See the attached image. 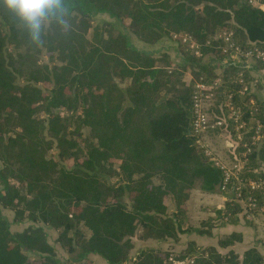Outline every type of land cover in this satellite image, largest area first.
<instances>
[{
  "label": "trees",
  "instance_id": "1",
  "mask_svg": "<svg viewBox=\"0 0 264 264\" xmlns=\"http://www.w3.org/2000/svg\"><path fill=\"white\" fill-rule=\"evenodd\" d=\"M64 7V23L47 22L33 43L0 4V264H92L89 255L108 264H169L170 256L193 255L199 264H264L255 246L239 258L232 248L239 232L219 235L217 247L189 240L180 250L131 254L135 238L173 246L179 235L211 237L214 228L244 217L240 202L227 198L199 225L182 226L193 185L199 181L213 192L223 177L193 132L192 93L195 80L210 84L220 77L217 102L231 93L247 124L244 139L253 133L264 119V99L252 72L264 66L225 62L218 42L206 40L231 29L241 47H264V12L247 0H64ZM100 13L121 29L110 22L92 26ZM128 32L145 45L187 33L216 60L201 63L190 51L186 62L175 64L168 54L137 49ZM43 53L49 62L39 61ZM239 74L256 80L246 96L237 93ZM214 105L215 116L229 122L227 109ZM218 131L236 139L232 123ZM232 152L242 153L241 144ZM258 177L264 179V143L237 171L240 179ZM229 184L240 198L264 200L248 188L237 190L235 180ZM2 209L16 221L52 228L70 257L59 261L41 226L11 232Z\"/></svg>",
  "mask_w": 264,
  "mask_h": 264
},
{
  "label": "built area",
  "instance_id": "2",
  "mask_svg": "<svg viewBox=\"0 0 264 264\" xmlns=\"http://www.w3.org/2000/svg\"><path fill=\"white\" fill-rule=\"evenodd\" d=\"M249 4L257 6L261 11L264 12V0H247ZM172 39L180 40L183 45H185L192 55L197 58L203 56L201 51V44L195 40V38L187 33L172 34ZM218 42L217 48L224 54L225 62H234L246 64L248 67L252 66L256 62H260L264 66V47L258 45H252L250 47L243 48L235 40L234 34L231 29H223L219 31L212 39L206 40L207 45L213 44V42ZM257 79V78H256ZM239 84V89L237 93L240 96H246L256 85V80H246L242 74L236 79ZM221 83V79L216 78L210 84L203 81L202 78L199 79L194 85L192 100H193V120L192 129L194 134L199 136L201 133L208 129H215L220 127H226L227 123L233 124V129L236 134V139L232 140L230 147L233 149L237 144H241L243 152L239 154H233V160L231 166H226L219 162L217 165L222 169L223 177L220 186L218 187L221 192H231L230 182L235 180L237 182L236 189L239 190L240 187L248 188L252 191H256L264 195V179L261 177L255 179H240L237 178V171L247 162L248 155L253 152V150L259 148L264 143V119L263 121H258L256 127H254L253 133L246 136V140L243 137V133L246 128V121L243 120L240 109H238L232 103V94L229 93L225 95L224 102L219 104L220 110L223 108L227 109L229 122L226 121L225 117H214L211 118L207 111V101L212 96L214 90L218 88ZM215 95V93H214ZM249 103L254 111L257 110L255 100L253 98L249 99ZM264 112V106L262 107ZM248 137V139H247ZM255 147V148H254ZM240 192H232L230 200L235 199L240 202L243 213L259 214L264 215V200L259 202L256 197L247 196L245 198H240ZM264 262V256H262ZM169 264H199L194 259L187 258L185 260H175L173 256L169 257Z\"/></svg>",
  "mask_w": 264,
  "mask_h": 264
},
{
  "label": "rangeland",
  "instance_id": "3",
  "mask_svg": "<svg viewBox=\"0 0 264 264\" xmlns=\"http://www.w3.org/2000/svg\"><path fill=\"white\" fill-rule=\"evenodd\" d=\"M105 22L113 23L116 25V27L121 29L119 23L114 18L109 17L105 13L95 14L93 17L92 26L100 25V24H103ZM0 26H2V20L1 19H0ZM91 33H92V30H90L88 32V36H91ZM128 34L130 36V42L133 44V46H135L139 50L142 49V50H145L147 52H152V53L158 54V55L168 54L169 59L172 60V62L175 64H181V63L186 62L188 60L187 52L190 53V51L178 39H172V37L171 38L166 37V38L161 39V42H163L162 44H161V42H156L153 45L143 46L141 44L140 40L137 39L133 34H131L130 32H128ZM38 58H39V61L41 63L49 62V58L44 53L40 54L38 56ZM200 59H201V63H208L212 60H216L215 56L212 55L210 52L204 53L203 56L200 57ZM214 67L216 68V70H215L216 74H220L221 73L220 69H218L216 65H214ZM187 77H188V75L185 76V78H187ZM254 78H255V76H254ZM187 79H190V76ZM197 81H199V80H195V83ZM19 83H22V81L19 80ZM124 84H125V82L121 83V86H124ZM253 89H256V85ZM217 90H218V88H216L214 90V92L211 91V93H213V94L209 98V100L207 101L208 111L210 110L211 107L213 108L212 111L208 112L211 118L215 117V113H214L215 105H214V103L216 102V108L219 109L218 105L224 102V101L217 102L220 99L219 95L217 97V93H218ZM214 93H215V95H214ZM215 129L218 130V128H215ZM221 133L224 134V136L220 137L219 136L220 134L219 133L217 134L214 131L202 133L199 136V141H200L199 145L202 148H204L206 153H208L213 158H215V160H216L215 163L219 162L220 160L222 161L223 159H225L228 162L227 166H231L232 162L229 158L230 153L227 152V147H226V146H228L227 142H226V141H228V140H226L227 139L226 138L227 132H221ZM231 150H233V149L231 148ZM1 167H2V164L0 162V168ZM108 181L111 183L116 182L117 177L116 176L110 177V178H108ZM1 187L2 186H1V182H0V189H1ZM205 192L206 191L201 189L199 181H197L193 185V187L190 189L189 195H191V202H190L189 206H187V204H186V214H185L184 218L183 217L181 218V223H182L183 227L186 226V223L188 221L192 222L195 225L196 224L198 225L199 221L202 218H205L208 216V212L206 210L207 205H205V203H202L201 201L199 202V200L197 199L198 197L202 198L203 193H205ZM214 194L218 197L220 196V194L218 192V188H216L214 190ZM214 202L218 203V202H220V199H216V200H214ZM210 204H211V202H210ZM208 206H210L209 209H212V205H208ZM2 214L7 218L11 232L20 231L29 225L43 227V229L46 233L47 240L52 246H54V249L56 252V257L59 259V261L61 263H64L67 260V258L70 257V254L67 253L66 249L60 243H58L56 241L57 235H56V232L52 228L45 226L42 223H33V222L28 221V220L16 221L14 219L13 212L10 210H7V209H2ZM260 216H262V215H260ZM224 227H222V228H224ZM222 228H221V230H222ZM258 228L259 229L261 228L264 230V226H258ZM231 229L233 231L238 230L237 226H232ZM221 230H219V228H218V232ZM190 235L192 236L194 234H190ZM186 237H188V235H186ZM201 238H203V237H201ZM205 239L206 240H202L201 242H208L209 243V242H214V240H215L214 237H205ZM180 240H182V239L180 238ZM169 241L170 240H168L167 242H161L162 244H159V243H157V241L156 242L154 241L153 243H151L150 240L140 241V240H136V238H135V240H134L135 244H134L133 249L131 250V254L134 255L140 248H149L150 247V248H161L162 249L163 247H167V248L171 249L172 246L170 245V242L172 243L173 241H170V242ZM241 247H243L242 243H241ZM189 258L195 259L196 255H193L191 257L189 256ZM89 260L92 262V264H108L105 260L101 259L97 255H89Z\"/></svg>",
  "mask_w": 264,
  "mask_h": 264
},
{
  "label": "crops",
  "instance_id": "4",
  "mask_svg": "<svg viewBox=\"0 0 264 264\" xmlns=\"http://www.w3.org/2000/svg\"><path fill=\"white\" fill-rule=\"evenodd\" d=\"M157 42H161V40H159ZM162 43L163 42H161V44ZM141 44L143 46H145L144 43L141 42ZM252 74L263 85L261 90H260V96H261V98L264 99V69L256 70V71L253 70ZM209 131H214L217 134L219 133L220 137L224 136V134L221 133L222 131H218L217 129H208L205 132H209ZM199 136H198V143L200 142L199 141ZM226 138H227L226 140H228V141H226L227 145H228V146H226L227 147V152L230 153L229 154V158H230V160L232 162L233 156H232V150L230 148V143H231L232 139H230L228 137V135L226 136ZM219 162L221 164L226 165V166L228 164V162L225 159H223L222 161L220 160ZM218 192L220 194L219 197L216 196L214 194V191H213V192H205V193H203V197L202 198H200V197L197 198L199 200V202L201 201L202 203H205V205H207V208H206V210L208 212V216L207 217L213 216L212 210L214 208H222L224 206V203H225L226 199L230 198L232 196V193L230 191L221 192L220 189L218 188ZM216 199H220V202L215 203L214 200H216ZM190 202H191V195H189V197H188L187 206L190 205ZM210 202H211V204H210ZM208 205H212V209H209L210 206H208ZM185 214H186V212H185ZM207 217H205V218H207ZM205 218H202L201 220H203ZM200 221H199V223H200ZM187 223L195 225V224H193L192 222H189V221ZM199 223H198V225H199ZM232 226H237L238 230L233 231L231 229ZM258 226H264V215L260 216L259 214L255 213V214H250V215L247 216V214H244V217L242 219H240L237 224H227V225H225V227L223 226L224 228H222V227L214 228L212 230V236H211V237L215 238L214 242H209V243L208 242H201L202 240H206L205 237H210V236H199V235H197L195 233H190V234H194L192 236L190 234H182V235L179 236L178 242L174 243L172 248L174 250H180L181 248H184L186 246V242L189 241V240L195 241L196 244L199 245V246L214 245V246L217 247L218 246L217 245V241H218L217 238H218L219 235L227 234V233H231V232H239L241 234V241L238 242V243H235L233 245V247H232L233 250H235V252L239 255V258H242L243 252L247 248L252 247V246H255L256 249L259 251V253L264 256V230L261 229V228L259 229ZM218 228H219V230H221V228H222V230L218 232ZM186 235H188V237H186ZM201 237H203V238H201ZM180 238L182 240H180ZM241 243L243 244V247H241ZM219 250L220 251L221 250L224 251V249H219Z\"/></svg>",
  "mask_w": 264,
  "mask_h": 264
},
{
  "label": "clouds",
  "instance_id": "5",
  "mask_svg": "<svg viewBox=\"0 0 264 264\" xmlns=\"http://www.w3.org/2000/svg\"><path fill=\"white\" fill-rule=\"evenodd\" d=\"M4 11L28 32L33 43H39L47 22L55 19L64 23V0H0Z\"/></svg>",
  "mask_w": 264,
  "mask_h": 264
}]
</instances>
